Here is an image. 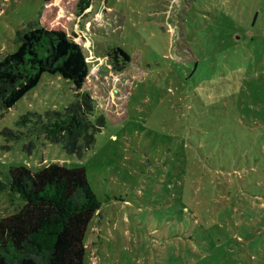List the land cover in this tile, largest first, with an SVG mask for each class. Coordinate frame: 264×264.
<instances>
[{"label":"rangeland","instance_id":"rangeland-1","mask_svg":"<svg viewBox=\"0 0 264 264\" xmlns=\"http://www.w3.org/2000/svg\"><path fill=\"white\" fill-rule=\"evenodd\" d=\"M44 2L0 0V58ZM85 15L69 34L108 122L81 156L18 126L76 98L43 74L0 114V219L24 203L1 187L10 167L55 162L84 167L101 202L85 264H264V0H92Z\"/></svg>","mask_w":264,"mask_h":264},{"label":"trees","instance_id":"trees-1","mask_svg":"<svg viewBox=\"0 0 264 264\" xmlns=\"http://www.w3.org/2000/svg\"><path fill=\"white\" fill-rule=\"evenodd\" d=\"M91 6L92 0H45L38 18L17 30V49L0 58V114L35 88L45 73L74 85L76 98L63 110L29 111L17 125L80 156L95 143V134L109 117L85 88L87 54L69 34ZM108 56L117 71L131 61L120 47ZM3 132L15 138L23 134L10 128ZM1 187L24 203L0 219V264H85V235L101 202L84 167L53 162L32 171L16 165Z\"/></svg>","mask_w":264,"mask_h":264},{"label":"crops","instance_id":"crops-1","mask_svg":"<svg viewBox=\"0 0 264 264\" xmlns=\"http://www.w3.org/2000/svg\"><path fill=\"white\" fill-rule=\"evenodd\" d=\"M90 8H91V7H90ZM90 8H89V9H90ZM74 29H75V28H74Z\"/></svg>","mask_w":264,"mask_h":264},{"label":"built area","instance_id":"built-area-1","mask_svg":"<svg viewBox=\"0 0 264 264\" xmlns=\"http://www.w3.org/2000/svg\"><path fill=\"white\" fill-rule=\"evenodd\" d=\"M88 61V60H87Z\"/></svg>","mask_w":264,"mask_h":264}]
</instances>
